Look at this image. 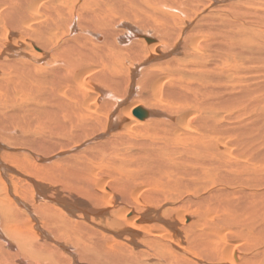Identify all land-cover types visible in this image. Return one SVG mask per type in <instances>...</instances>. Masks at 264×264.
<instances>
[{"label": "bare ground", "instance_id": "6f19581e", "mask_svg": "<svg viewBox=\"0 0 264 264\" xmlns=\"http://www.w3.org/2000/svg\"><path fill=\"white\" fill-rule=\"evenodd\" d=\"M0 246L264 264V0H0Z\"/></svg>", "mask_w": 264, "mask_h": 264}, {"label": "rangeland", "instance_id": "374dc122", "mask_svg": "<svg viewBox=\"0 0 264 264\" xmlns=\"http://www.w3.org/2000/svg\"><path fill=\"white\" fill-rule=\"evenodd\" d=\"M2 247H3V250H0V264H11V263L18 264V259H16L15 254H13L16 248H13L12 250H10L9 248H6V246H0V249H2ZM7 253H9V255H7ZM2 255L7 256L6 259L3 260Z\"/></svg>", "mask_w": 264, "mask_h": 264}]
</instances>
